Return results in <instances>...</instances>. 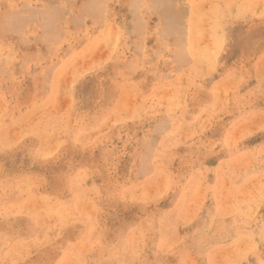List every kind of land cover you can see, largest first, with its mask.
I'll return each instance as SVG.
<instances>
[{
    "label": "rangeland",
    "instance_id": "rangeland-1",
    "mask_svg": "<svg viewBox=\"0 0 264 264\" xmlns=\"http://www.w3.org/2000/svg\"><path fill=\"white\" fill-rule=\"evenodd\" d=\"M0 25V264H264V0Z\"/></svg>",
    "mask_w": 264,
    "mask_h": 264
},
{
    "label": "bare ground",
    "instance_id": "bare-ground-1",
    "mask_svg": "<svg viewBox=\"0 0 264 264\" xmlns=\"http://www.w3.org/2000/svg\"><path fill=\"white\" fill-rule=\"evenodd\" d=\"M121 1V0H120ZM170 1V0H169ZM170 3V2H169ZM55 26V25H54ZM0 28H2V26L0 25ZM70 37V36H69ZM109 38V37H108ZM105 39L107 40V38L105 37ZM110 41V40H109ZM108 41V42H109ZM101 42H103V41H101ZM30 90H31V87H29V90H28V92H30ZM57 125V124H56ZM62 210V209H61Z\"/></svg>",
    "mask_w": 264,
    "mask_h": 264
}]
</instances>
